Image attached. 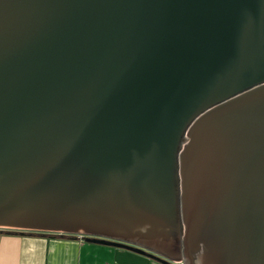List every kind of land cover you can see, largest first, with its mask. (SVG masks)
I'll return each instance as SVG.
<instances>
[{
  "label": "water",
  "instance_id": "1",
  "mask_svg": "<svg viewBox=\"0 0 264 264\" xmlns=\"http://www.w3.org/2000/svg\"><path fill=\"white\" fill-rule=\"evenodd\" d=\"M2 231L264 264V0H0Z\"/></svg>",
  "mask_w": 264,
  "mask_h": 264
},
{
  "label": "crops",
  "instance_id": "2",
  "mask_svg": "<svg viewBox=\"0 0 264 264\" xmlns=\"http://www.w3.org/2000/svg\"><path fill=\"white\" fill-rule=\"evenodd\" d=\"M107 248L80 238L0 233V264H126L127 257L152 262L141 255L139 259L131 257L132 252L126 250Z\"/></svg>",
  "mask_w": 264,
  "mask_h": 264
},
{
  "label": "rangeland",
  "instance_id": "3",
  "mask_svg": "<svg viewBox=\"0 0 264 264\" xmlns=\"http://www.w3.org/2000/svg\"><path fill=\"white\" fill-rule=\"evenodd\" d=\"M95 245H97V246H99L101 248H104V249H108L107 246H104V245H100V244H95ZM126 252H129V251H126ZM129 253H131V252H129ZM131 255H132L131 257H134L136 259H139L138 257H141V256H138V254L136 256L135 253L134 254L132 253ZM142 261H144V263L143 262H140L138 260H134L133 258H129V257H127L126 260H125L126 264H145L144 258H142ZM151 261H152V262H150L151 264H162L160 261H156V260H153V259H151Z\"/></svg>",
  "mask_w": 264,
  "mask_h": 264
},
{
  "label": "trees",
  "instance_id": "4",
  "mask_svg": "<svg viewBox=\"0 0 264 264\" xmlns=\"http://www.w3.org/2000/svg\"><path fill=\"white\" fill-rule=\"evenodd\" d=\"M0 233L1 234H9V235H19V233L13 232V231H2ZM25 234H35V233H24V235ZM38 235H41V236H54V237H61V238L65 237V236H59V235H44V234H38ZM69 238H71V237H69Z\"/></svg>",
  "mask_w": 264,
  "mask_h": 264
},
{
  "label": "built area",
  "instance_id": "5",
  "mask_svg": "<svg viewBox=\"0 0 264 264\" xmlns=\"http://www.w3.org/2000/svg\"><path fill=\"white\" fill-rule=\"evenodd\" d=\"M78 238L82 239V237H79V236H78Z\"/></svg>",
  "mask_w": 264,
  "mask_h": 264
},
{
  "label": "clouds",
  "instance_id": "6",
  "mask_svg": "<svg viewBox=\"0 0 264 264\" xmlns=\"http://www.w3.org/2000/svg\"><path fill=\"white\" fill-rule=\"evenodd\" d=\"M76 238H78V237H76ZM82 239H83V237H82Z\"/></svg>",
  "mask_w": 264,
  "mask_h": 264
}]
</instances>
